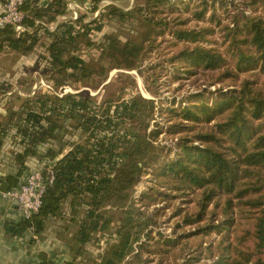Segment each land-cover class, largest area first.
I'll list each match as a JSON object with an SVG mask.
<instances>
[{"label":"trees","instance_id":"obj_1","mask_svg":"<svg viewBox=\"0 0 264 264\" xmlns=\"http://www.w3.org/2000/svg\"><path fill=\"white\" fill-rule=\"evenodd\" d=\"M77 1L99 11V18L87 21L81 14L50 30L70 0H26L25 30L0 27V58L8 50L24 55L44 48L37 62L52 89L7 96L12 84L0 82V99L7 96L0 102L6 110L0 162L17 169L11 188L29 172L32 157L54 164L56 174L41 210L15 232L31 227L41 234L52 226L72 233L68 264H147L142 239L152 237L148 228L163 208L145 204L144 211L134 193L151 172L163 190L148 187L141 200L187 197L198 208L177 223L196 229L157 239L164 248L157 251L167 254L191 237L217 233L220 240L205 247L217 258L211 264H264V81L242 78L264 75V0H136L129 10L100 8L103 0ZM104 18L127 25L126 40L114 34L89 39L103 29ZM92 48L98 57L87 53ZM152 56L157 61L146 65ZM114 69L141 74L151 97L125 72L100 100L81 90L98 88ZM201 71L215 77L208 87L230 79L238 87L206 86L181 99L160 98L163 85ZM91 244L96 249L89 263Z\"/></svg>","mask_w":264,"mask_h":264},{"label":"rangeland","instance_id":"obj_2","mask_svg":"<svg viewBox=\"0 0 264 264\" xmlns=\"http://www.w3.org/2000/svg\"><path fill=\"white\" fill-rule=\"evenodd\" d=\"M72 2V0H70ZM217 1V0H216ZM236 2H240V0H234ZM136 0H103L100 3V8H104L109 4H113L118 6L124 10H129L134 7ZM75 7V6H73ZM78 16L84 14L87 21H91L93 19L99 18V11L93 12L88 3H78ZM74 15V14H73ZM103 29L101 31H93L89 39L94 42H99L104 34H114L118 36L123 41L130 35V29L127 25H122L118 21H111L107 18L102 19ZM210 39V37H209ZM217 39L216 43H220L222 41L221 37H215ZM212 45H220L215 44L214 42H210ZM44 52L43 47H38L33 52L28 54H20L14 51H5L2 53L0 58V82L10 83L12 84V92L8 93L7 96H10L14 92L18 93L22 97H27L40 90H49L51 85L46 78L41 74L40 63L37 62L40 53ZM89 55H93L95 57L99 56V50L96 48L89 49L87 51ZM157 57V56H155ZM155 57L152 56L151 59L147 60L146 65L150 63H155ZM122 72L133 74L138 81V90L142 92L145 96L151 97L150 93L145 89V84L143 80V76L136 71H123L121 69H114L108 73L106 77V81L100 85L98 88L84 87L81 90H84V94L89 93L92 96H95L98 100L105 97V95H109L111 92H114L118 85L119 74ZM183 75H185L183 73ZM251 74H245L242 76L250 77V78H258L261 82L264 81V75L258 76H250ZM166 77L163 78L165 81ZM215 77L211 74H205L201 71L196 76H193L189 80L178 81L175 80L172 83H167L163 85L162 96L160 98H177L181 99L184 95H188L194 92L202 91L206 86L208 81L214 80ZM172 84V85H171ZM220 85H223L225 89L237 88L238 83L234 80L230 79L225 81L222 84H217L215 86L208 87L209 90H215ZM182 87L178 89V87ZM230 86V87H228ZM52 90V89H50ZM65 91L71 92H79L78 90L67 88ZM61 93V89L58 91ZM1 97L0 102L4 99L5 102L6 97ZM208 97L213 100L214 95L207 94ZM0 103V115L6 113V110L3 105ZM20 103L16 102L15 106H18ZM154 181H157L152 176L151 172H148L143 177V180L137 185L134 198L137 206H140L144 211H148V207L145 204H151L149 206L150 209H154L155 207H161L163 210L157 215L156 225L149 226L148 229H152V237L147 238L143 237L142 241H147L143 245L142 248V258L148 259L147 264H189L187 263L190 257L198 258L192 264H211L214 260L212 254H209L208 250L205 249L210 243L215 244L218 240H220L221 235L217 233H212L210 235H204L199 237H191L189 240L183 242L182 246L171 247L170 251L167 254H163L162 252L157 251V249H164L160 246V244L156 243L157 239L163 240V238H176L178 235H181L186 232H190L196 229L197 226H184L183 228H178L177 223L184 219L185 212L190 210L191 212L197 211L196 204L192 202L190 198L187 197H178L176 199H168L162 200L160 197H157L156 202L150 201L147 198L141 200L140 194L144 191H147L148 187L156 186L157 188L163 190L162 187L157 186ZM166 190V189H165ZM174 193L179 195L178 191H173ZM187 202V203H185ZM182 208L185 211H182V215L176 214V209ZM218 210V209H216ZM222 217V216H221ZM239 219L237 218L235 222V226H232L230 230L232 231V236L235 234V227L239 226ZM111 231H114L112 228ZM162 234V236L159 235ZM160 240V243H162ZM187 243V244H186ZM136 248L139 250V243H136ZM188 245V246H187ZM91 252L86 254V259L90 263L93 258V253L96 249L94 244L90 245ZM217 259V258H216Z\"/></svg>","mask_w":264,"mask_h":264},{"label":"crops","instance_id":"obj_3","mask_svg":"<svg viewBox=\"0 0 264 264\" xmlns=\"http://www.w3.org/2000/svg\"><path fill=\"white\" fill-rule=\"evenodd\" d=\"M69 3V11L64 15H59L57 21L50 25V30H55L57 25L64 20L73 19L75 11L78 13L76 7L79 2L72 0L75 7H69ZM1 11H3L2 0H0ZM45 163L46 161H42L39 157H32L27 161V165L31 167H29L30 170L43 166ZM16 171V167L0 162V188L4 183L11 188L13 174ZM10 176L12 179H9ZM22 219L12 199L0 191V264H68L72 261L70 250L72 233L61 234L52 226H48L41 234H37L31 227L23 232H15Z\"/></svg>","mask_w":264,"mask_h":264},{"label":"built area","instance_id":"obj_4","mask_svg":"<svg viewBox=\"0 0 264 264\" xmlns=\"http://www.w3.org/2000/svg\"><path fill=\"white\" fill-rule=\"evenodd\" d=\"M3 11L0 12V27L12 26L20 34L25 30L26 11L23 9L26 0H2ZM73 3H69V7ZM78 17L74 12L73 19ZM54 164L46 163L34 167L25 175L16 187L10 188L5 195L15 203L23 219H30L37 214L42 206L47 188L55 181ZM37 238V236H35Z\"/></svg>","mask_w":264,"mask_h":264},{"label":"water","instance_id":"obj_5","mask_svg":"<svg viewBox=\"0 0 264 264\" xmlns=\"http://www.w3.org/2000/svg\"><path fill=\"white\" fill-rule=\"evenodd\" d=\"M9 189H10L9 185L4 183L0 188V191L6 193Z\"/></svg>","mask_w":264,"mask_h":264}]
</instances>
